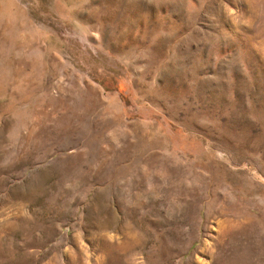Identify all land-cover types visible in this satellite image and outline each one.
Instances as JSON below:
<instances>
[{
	"label": "rangeland",
	"instance_id": "374dc122",
	"mask_svg": "<svg viewBox=\"0 0 264 264\" xmlns=\"http://www.w3.org/2000/svg\"><path fill=\"white\" fill-rule=\"evenodd\" d=\"M0 264H264V0H0Z\"/></svg>",
	"mask_w": 264,
	"mask_h": 264
}]
</instances>
